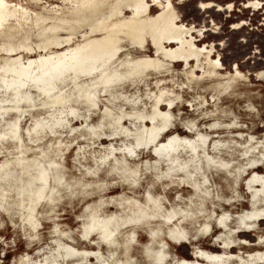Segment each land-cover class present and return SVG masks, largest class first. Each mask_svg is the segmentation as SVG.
Here are the masks:
<instances>
[{"label": "rangeland", "instance_id": "rangeland-1", "mask_svg": "<svg viewBox=\"0 0 264 264\" xmlns=\"http://www.w3.org/2000/svg\"><path fill=\"white\" fill-rule=\"evenodd\" d=\"M0 264H264V0H0Z\"/></svg>", "mask_w": 264, "mask_h": 264}, {"label": "bare ground", "instance_id": "bare-ground-1", "mask_svg": "<svg viewBox=\"0 0 264 264\" xmlns=\"http://www.w3.org/2000/svg\"><path fill=\"white\" fill-rule=\"evenodd\" d=\"M180 31H181V28L177 26L176 22L171 20L169 22V24H167L165 26V29L163 31L152 32V33H149V31H148L149 34L148 33L147 34H148V37H149L151 43L153 44V47L162 54L161 55V57H162L161 59H162V62L165 63V65L168 66V65L174 64L175 62L179 61V59H181L183 57H186V55L188 53H191V54L196 53L199 57H201V61L199 62V67L204 69V73H205V75L207 77H211L214 74V72L218 69L219 66L217 64H215L214 61H212L211 55H210L209 52H202V51L197 50L196 48L194 49V46H193V44L190 43V41H186V43H188L189 47L187 46L184 49H182V47H181V48L175 49V50L162 51V47L161 46H162L163 42H165L168 39L173 38V37H179L180 36ZM104 42H107V44H99L98 43L96 45H100L102 47H107V45L112 43V40H110V39L108 40L107 39ZM168 69L169 68H167V70ZM152 74H153V72L151 73V75ZM194 75H196V74L194 73ZM235 94H236V92H235ZM196 97L199 98L198 95Z\"/></svg>", "mask_w": 264, "mask_h": 264}, {"label": "water", "instance_id": "water-1", "mask_svg": "<svg viewBox=\"0 0 264 264\" xmlns=\"http://www.w3.org/2000/svg\"><path fill=\"white\" fill-rule=\"evenodd\" d=\"M190 253V252H189ZM191 255V254H190Z\"/></svg>", "mask_w": 264, "mask_h": 264}]
</instances>
